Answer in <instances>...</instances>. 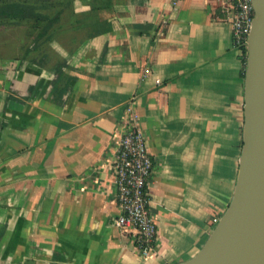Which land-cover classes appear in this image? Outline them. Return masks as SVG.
<instances>
[{"label": "crops", "instance_id": "obj_1", "mask_svg": "<svg viewBox=\"0 0 264 264\" xmlns=\"http://www.w3.org/2000/svg\"><path fill=\"white\" fill-rule=\"evenodd\" d=\"M223 5L116 0L108 30L72 53L51 44L58 71L0 59V264H177L201 248L231 201L242 147L246 54ZM127 108L153 160L146 256L114 223Z\"/></svg>", "mask_w": 264, "mask_h": 264}, {"label": "water", "instance_id": "obj_2", "mask_svg": "<svg viewBox=\"0 0 264 264\" xmlns=\"http://www.w3.org/2000/svg\"><path fill=\"white\" fill-rule=\"evenodd\" d=\"M244 121L233 195L201 248L177 264H264V0H250Z\"/></svg>", "mask_w": 264, "mask_h": 264}, {"label": "trees", "instance_id": "obj_3", "mask_svg": "<svg viewBox=\"0 0 264 264\" xmlns=\"http://www.w3.org/2000/svg\"><path fill=\"white\" fill-rule=\"evenodd\" d=\"M115 1L87 0L89 7L78 11L74 0H0V29L19 27L25 33L19 54L9 58L41 67L53 62L58 71L65 60L51 44L57 42L72 53L84 40L108 30L102 14ZM241 50L246 54V48Z\"/></svg>", "mask_w": 264, "mask_h": 264}, {"label": "built area", "instance_id": "obj_4", "mask_svg": "<svg viewBox=\"0 0 264 264\" xmlns=\"http://www.w3.org/2000/svg\"><path fill=\"white\" fill-rule=\"evenodd\" d=\"M227 18L231 21L234 47L246 48L253 19L250 0H222ZM131 116L118 140L115 158L116 199L121 213L115 219L116 226L131 227L135 232V242L143 255H148L155 247L157 227L151 213L148 196V182L153 171V160L148 152L141 129L135 123L133 110L127 108ZM132 121V122H131ZM215 218L214 222L217 223Z\"/></svg>", "mask_w": 264, "mask_h": 264}, {"label": "rangeland", "instance_id": "obj_5", "mask_svg": "<svg viewBox=\"0 0 264 264\" xmlns=\"http://www.w3.org/2000/svg\"><path fill=\"white\" fill-rule=\"evenodd\" d=\"M80 2L81 0H74V8L78 11H82V9H79ZM22 30L19 27L0 29V59L10 60V58L19 54V46L23 44L22 38L25 36Z\"/></svg>", "mask_w": 264, "mask_h": 264}]
</instances>
